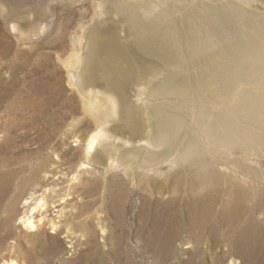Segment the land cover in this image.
<instances>
[{
	"label": "bare ground",
	"instance_id": "obj_1",
	"mask_svg": "<svg viewBox=\"0 0 264 264\" xmlns=\"http://www.w3.org/2000/svg\"><path fill=\"white\" fill-rule=\"evenodd\" d=\"M128 1L116 4L114 12L119 19L107 15L102 2H92L98 9L89 24H81L76 38V46H80L67 61L72 83L80 88L84 105L97 121L96 129L84 141L85 156L107 160L106 167L122 169L129 182L141 189L140 219L151 212V242L167 248L173 245L185 231L177 214L183 207L191 228L209 229L215 241L220 231L223 246L245 259L254 255L264 258V229L257 220L264 211V177L258 173L264 157V0ZM120 21L124 34L140 30L129 42L138 43L143 51L156 47L166 52L171 46L180 56L187 52L183 60L187 69L176 68L166 85L187 103L178 101L176 108L161 101L151 103L147 81L144 79L141 87L138 82L141 66L122 41ZM18 25L13 24V29L19 31ZM28 27L32 30L33 23ZM20 34L30 37L29 31ZM181 105L188 106L187 124L182 121ZM128 158L136 161L131 171ZM163 165L173 170L168 178L163 175ZM80 167L87 166L82 162ZM13 175L12 171H0V198ZM170 193H179L180 204L179 198L163 201ZM186 194L191 199H186ZM29 202H24L29 212L21 221L32 237L45 222L44 216L36 218L35 212L44 210L47 203L43 197L29 209ZM172 207L177 210L166 215ZM214 211L219 218L213 221ZM49 224L50 232L64 229L71 240L75 238L71 223ZM195 230L190 231L197 245L203 238L201 231ZM85 233L95 235V231L82 228L80 235ZM43 246L44 257L28 252L20 261L3 262L53 264L51 248ZM114 256V262L120 261ZM81 257L67 264L106 263L103 256L89 251ZM65 262L63 258L61 263Z\"/></svg>",
	"mask_w": 264,
	"mask_h": 264
},
{
	"label": "rangeland",
	"instance_id": "obj_2",
	"mask_svg": "<svg viewBox=\"0 0 264 264\" xmlns=\"http://www.w3.org/2000/svg\"><path fill=\"white\" fill-rule=\"evenodd\" d=\"M44 1L0 0V171L14 173L9 188L0 198V264L15 258L20 261L28 252L44 257L45 244L51 248L53 264H62L63 258L66 261L63 264L80 261L88 251L103 256L105 264H264L262 255L245 259L231 247L223 246L219 240L220 231L216 233L218 241H215L209 229L191 228L183 207L179 210L172 207L165 212L169 215L177 210L185 223V231L170 248L148 240L151 212L146 219H140L144 193L129 182L122 169L108 168L107 160L102 161L97 156L87 158L83 151L84 141L96 129L97 121L84 105L80 88L73 85L67 61L80 46H76V38L81 24H89L98 9L96 0ZM97 1L102 2L107 15L111 13L119 19L114 12L119 0ZM28 22L34 25L31 31ZM13 24H19L20 30H14ZM121 24L122 41L130 57H135L134 61L141 66L142 77L138 82L147 81L148 99L151 103L161 101L162 105L176 108V103L183 100L176 98L166 85L176 68L187 69L186 62L183 63L188 57L187 52L180 56L171 46L166 52L156 47L143 51L138 43L131 45L129 42L140 30H130L127 35L123 31V22ZM22 31H29V39L20 34ZM137 89L139 92V86ZM202 95H206L205 90ZM181 111L182 121L187 124L188 106L181 105ZM127 160L128 171H131L136 161ZM82 162L87 167H80ZM161 168L165 177L172 175L173 170H168V165ZM258 173L264 177V157L260 160ZM179 196V193H170L163 201ZM43 197L46 208L42 212L39 210L41 213L36 211L35 215L36 218L44 216L45 222L41 234L36 232L31 237V232L21 221L29 212L23 205L30 200L28 207L31 209ZM184 197L191 199L192 196L186 194ZM180 200L181 197L179 204ZM155 208L153 206L152 210ZM262 212L256 214H260L257 220L264 229ZM218 214L214 211L213 221L219 218ZM50 221L71 223L76 230L75 238L71 240L64 229L50 232ZM220 226L222 231L223 225ZM82 228L95 231V235H80ZM193 229L202 234L203 239L197 245L191 235ZM52 236L56 239L51 240ZM11 244L16 247L11 248ZM114 255L120 261L114 262Z\"/></svg>",
	"mask_w": 264,
	"mask_h": 264
}]
</instances>
